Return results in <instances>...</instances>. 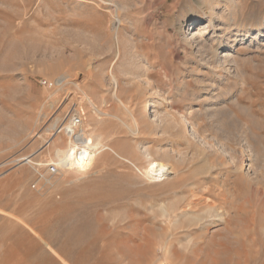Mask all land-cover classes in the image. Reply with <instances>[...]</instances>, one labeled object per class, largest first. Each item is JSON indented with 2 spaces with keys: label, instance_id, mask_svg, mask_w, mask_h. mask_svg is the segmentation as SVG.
I'll list each match as a JSON object with an SVG mask.
<instances>
[{
  "label": "rangeland",
  "instance_id": "1",
  "mask_svg": "<svg viewBox=\"0 0 264 264\" xmlns=\"http://www.w3.org/2000/svg\"><path fill=\"white\" fill-rule=\"evenodd\" d=\"M75 114L85 171L57 155ZM0 264H264V0H0Z\"/></svg>",
  "mask_w": 264,
  "mask_h": 264
},
{
  "label": "bare ground",
  "instance_id": "2",
  "mask_svg": "<svg viewBox=\"0 0 264 264\" xmlns=\"http://www.w3.org/2000/svg\"><path fill=\"white\" fill-rule=\"evenodd\" d=\"M208 22H209L208 23V27H207V25H205V27H203L204 30H202V32H201L200 29H202V28H199L198 29L199 21L197 20V17H195L193 19H190L189 20V24H188L189 25L188 29L186 31H184V37H185L186 41H188L191 44L195 45V47L197 48V53L199 52L201 54V56H204L205 55L206 57L207 56L209 57L208 59H206V62L208 60L210 61V59H211V61L214 60L213 62H219V63L225 65V64L229 63V61L231 62V60H230L231 58H229V56H230V52H229L230 49H228V47H227V49H224L223 52H225V53H219L220 55L217 58L216 49H214L210 45L208 46V44H207L208 35L209 34H211V35L215 34V31H212L211 28H210L211 27V24L210 23L212 22V20L211 19H208ZM258 31H260V28H259ZM211 32H213V33H211ZM220 67H222V66H220ZM223 67L225 69L227 68L225 66H223ZM65 77H66V75L64 74V76H61V77L57 78V83L58 84H62L64 82V80H65ZM113 78H114V82L117 85V90L115 91V95L114 96L116 97V99H118V101L120 102V104L124 108H126L127 110H130V107L128 106V104L123 99H121L120 96H119V94H118L120 81H118L115 77H113ZM88 100H89V103L90 104H93V101L90 98H88ZM95 112L97 114H99V115H105L107 113V112H105V110H102V109L97 108V107H95ZM190 114H192V113H190ZM184 118H187V117H184ZM187 120H188V118H187ZM133 121H134L133 126H135V128L137 127V129H138L139 128V120L136 117H134ZM193 125H194V122H193ZM55 127H56V129L58 127L57 126V121L52 124V128H55ZM132 130L134 131L135 129H132ZM192 132H193L192 134L195 137L202 139V143H204V145H206V146L209 145V147L211 148V151H213L214 149H216V150H218V151H220V152L225 153L226 155H228L227 153H228V149L229 148L227 149V147H226L227 145L223 144L222 142H219L218 139H217V137L215 135H213V134H210V135H208V134L207 135L202 134L201 135L198 132V130L195 129L194 126H193V129H192ZM80 134H81L80 137H78L77 139H75L74 137L71 138V140H70V143H71L70 144V148L65 149V150L64 149H61V148H58L57 155L59 156V158L61 160H63L65 167H68V168L74 167V168H79L80 171H85L89 166H91V164H93V162L96 159V156L102 150H99V147L94 144V138H93L94 136L92 135V133H87V130L82 127ZM245 138L247 139V137H245ZM243 141L246 142L247 140H243V138L239 137V142L242 143ZM240 143L238 145H240ZM247 143H248V141H247ZM247 143L246 144L243 143V146L245 148L247 147V150H248L250 148V145L247 144ZM76 146H79L80 148H83L84 149L83 152H81V154H80L81 156L80 157L75 156V153L78 154V151L77 152L75 151ZM104 148H106V146H104ZM71 150H72V152H71ZM229 152H232V151H229ZM233 152H234V150H233ZM84 153H87V157L86 158L83 157V154ZM229 155L233 156L232 153H229ZM27 159H29V157H24L21 160H27ZM57 161H59V159H57ZM59 163H60V161H59ZM148 168H149V171L148 172H149L150 176L153 179H158V178L160 179L161 176H167L169 173H172L171 170H168V165L165 164V162H161V161L152 160V162L149 164ZM208 217H209V220H210V219L213 218V215H209ZM200 219H201V217L198 216V219L197 220H200Z\"/></svg>",
  "mask_w": 264,
  "mask_h": 264
},
{
  "label": "built area",
  "instance_id": "3",
  "mask_svg": "<svg viewBox=\"0 0 264 264\" xmlns=\"http://www.w3.org/2000/svg\"><path fill=\"white\" fill-rule=\"evenodd\" d=\"M82 124H83V119L80 115L75 114L72 115L62 126L61 128L58 129V133L59 132H66L69 134L70 138H75L77 139L78 137H80V133H81V128H82ZM60 130V131H59ZM83 148H80L79 146H76L75 151H78V154L75 155L77 157H80L81 152H83ZM72 152V150H71ZM83 157L86 158L87 157V153L83 154ZM59 171V167L58 164L56 163H52L49 165L48 167V172L50 174H55ZM41 177H44L43 173H40ZM34 187H37V183H33Z\"/></svg>",
  "mask_w": 264,
  "mask_h": 264
}]
</instances>
